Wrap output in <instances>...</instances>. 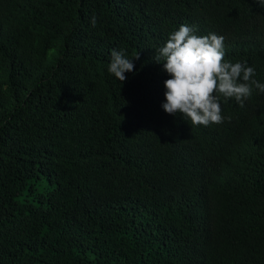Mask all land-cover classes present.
Instances as JSON below:
<instances>
[{"label":"trees","instance_id":"1","mask_svg":"<svg viewBox=\"0 0 264 264\" xmlns=\"http://www.w3.org/2000/svg\"><path fill=\"white\" fill-rule=\"evenodd\" d=\"M182 24L264 83L256 0H0V264H264V93L166 114Z\"/></svg>","mask_w":264,"mask_h":264},{"label":"clouds","instance_id":"2","mask_svg":"<svg viewBox=\"0 0 264 264\" xmlns=\"http://www.w3.org/2000/svg\"><path fill=\"white\" fill-rule=\"evenodd\" d=\"M264 8V0H256ZM93 27L96 17L91 20ZM196 26L180 25L170 34L164 46L158 48L153 56L169 79L164 81V102L162 110L173 117L180 116L191 125L209 126L220 124L221 95L235 98L243 107L252 95L253 88L264 93V83L253 79L255 70L246 62L225 61L224 37L215 33L197 36ZM108 66L109 73L121 82L126 81L125 73L134 69V59L126 57L124 50L113 49Z\"/></svg>","mask_w":264,"mask_h":264}]
</instances>
